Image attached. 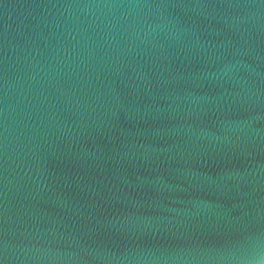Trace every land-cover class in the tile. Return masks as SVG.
Instances as JSON below:
<instances>
[{
  "label": "water",
  "instance_id": "water-1",
  "mask_svg": "<svg viewBox=\"0 0 264 264\" xmlns=\"http://www.w3.org/2000/svg\"><path fill=\"white\" fill-rule=\"evenodd\" d=\"M0 264H264V0H0Z\"/></svg>",
  "mask_w": 264,
  "mask_h": 264
}]
</instances>
